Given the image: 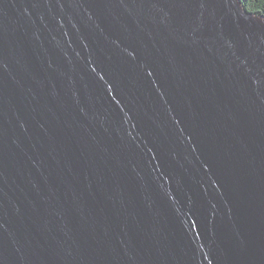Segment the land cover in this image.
I'll return each instance as SVG.
<instances>
[{
  "label": "water",
  "instance_id": "water-1",
  "mask_svg": "<svg viewBox=\"0 0 264 264\" xmlns=\"http://www.w3.org/2000/svg\"><path fill=\"white\" fill-rule=\"evenodd\" d=\"M0 264H264V14L0 0Z\"/></svg>",
  "mask_w": 264,
  "mask_h": 264
},
{
  "label": "trees",
  "instance_id": "trees-1",
  "mask_svg": "<svg viewBox=\"0 0 264 264\" xmlns=\"http://www.w3.org/2000/svg\"><path fill=\"white\" fill-rule=\"evenodd\" d=\"M245 6L258 14H264V0H243Z\"/></svg>",
  "mask_w": 264,
  "mask_h": 264
}]
</instances>
